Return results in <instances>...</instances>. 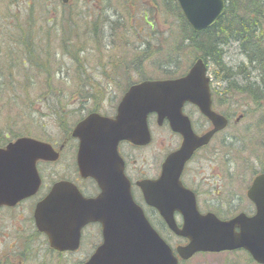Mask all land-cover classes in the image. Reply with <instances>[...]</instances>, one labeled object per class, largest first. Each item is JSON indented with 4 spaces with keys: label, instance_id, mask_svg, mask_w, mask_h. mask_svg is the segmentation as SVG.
Here are the masks:
<instances>
[{
    "label": "rangeland",
    "instance_id": "1",
    "mask_svg": "<svg viewBox=\"0 0 264 264\" xmlns=\"http://www.w3.org/2000/svg\"><path fill=\"white\" fill-rule=\"evenodd\" d=\"M81 1L87 5L81 7ZM113 1L114 3L107 6L101 0H72V13L78 24L77 29L81 33L79 36H72L69 41L56 36L49 37L48 24L42 21L43 12L50 10L45 19H49L48 16L60 17L63 13L50 0H0V147L19 136H29L43 141L63 140L64 133L82 116L81 96L78 95L81 93L79 76L82 74L90 76V80L95 84L102 82L109 85L97 94L105 99L107 109L104 111L109 112L110 106L115 102L113 99L119 97L131 84L143 80L175 78L188 71L195 58L191 59L193 54L186 49L188 54L177 61L178 69L176 74L172 75L163 69L164 53L159 55L151 53L146 58L141 56L139 49L143 46L139 47L140 41L150 32L148 26H143L140 21L141 7L143 4L148 5L146 0ZM231 1L234 5L238 3L246 5L249 10L244 12L259 17L258 26H261V32L257 34L263 37L264 42V1L263 3L261 0ZM45 5L48 9H45ZM233 8L235 9V6ZM81 11L85 16L115 20L112 24L117 22V16H120L125 21L126 33L118 34V29L121 28L116 26L117 29L114 31V34L117 33L116 37L111 40L118 46L109 44L110 37L102 33L103 29L108 32L109 29L107 26L102 28L101 22L98 26L102 28V38L97 37L95 40L104 46L98 48L96 44H85L86 36L84 29H81ZM153 11L155 29L164 35L168 27L167 18H171L161 11L160 5ZM30 25L33 28L32 33L37 38L29 47L43 51L40 59L39 53H25L24 50L21 52V46H25L21 36L24 29ZM26 32L29 33L28 30ZM126 34L125 43L123 39L126 38ZM230 41L222 55L226 67L248 64L240 49L241 41L233 39ZM162 42H165V38L161 40V44ZM45 43L46 46L41 49ZM152 44V48L159 46L156 40H153ZM82 46L88 52H81ZM81 61L86 62L85 70H82L84 67H81ZM206 65L207 74L215 89L217 106L231 117L229 125L188 164L185 181L198 193L197 203L202 213L212 212L221 219H228L240 212L249 215L253 213L254 208L245 195L246 190L254 173L264 171V126H261L264 110L255 108L250 103L249 106L242 107L230 100L222 107L221 92H224L226 84L215 79L212 63ZM123 68L127 69L125 74L119 72L113 84L102 81V72L114 74L117 70L123 72L125 70ZM247 70L251 72L250 74H256L251 68ZM249 72L246 71L245 74ZM64 97L69 98L67 105L65 102V108ZM235 100L245 105L240 97H236ZM247 110L249 113L243 117V112ZM239 115L242 117L238 121ZM150 125L154 140L147 148L136 150L134 157L143 164L149 162L158 165L164 152L174 148L177 143L174 139L161 140L157 135L158 127L155 121L150 120ZM215 149L218 153L216 163L211 161V153ZM229 160L232 161L229 163ZM73 167V162L62 158L59 162L53 163L49 171L44 169L46 172L43 173L44 183L50 185L59 179V174L63 170L70 173ZM41 190L34 200L22 202L13 208L0 209V264H83L100 242L98 226L90 224L84 228L81 245L77 251L64 253L52 251L46 237L36 230L32 217L34 201L44 194L42 193L44 188ZM147 212L154 227L171 247L184 244V239L175 236L154 214ZM177 222L180 223V219ZM180 264L257 263L246 251L236 250L196 253Z\"/></svg>",
    "mask_w": 264,
    "mask_h": 264
},
{
    "label": "water",
    "instance_id": "2",
    "mask_svg": "<svg viewBox=\"0 0 264 264\" xmlns=\"http://www.w3.org/2000/svg\"><path fill=\"white\" fill-rule=\"evenodd\" d=\"M176 1L196 32L214 25L225 9V0ZM209 83L206 65L198 58L183 76L131 85L114 118L90 114L75 125L72 134L79 140L78 172L83 178L93 179L100 192L86 198L73 183L57 181L36 203L35 227L47 237L51 249L76 251L82 229L98 223L101 242L83 264H179L196 253L239 249L257 264H264V172L255 175L246 190L254 213L241 212L229 219H220L212 212L201 213L195 194L180 180L194 151L228 124L226 117L211 108ZM185 101L196 105L211 121L212 128L203 135L195 134L182 114ZM150 113H156L159 124L167 118L172 130L183 138L179 148L166 156L160 176L140 183L146 204L157 210L175 236L186 240L174 249L134 201L118 152L122 140L136 145L151 141L147 123ZM57 157L49 143L31 137H19L0 147V207L15 206L37 193L41 178L36 162L55 161ZM176 213L181 216L180 225Z\"/></svg>",
    "mask_w": 264,
    "mask_h": 264
},
{
    "label": "trees",
    "instance_id": "3",
    "mask_svg": "<svg viewBox=\"0 0 264 264\" xmlns=\"http://www.w3.org/2000/svg\"><path fill=\"white\" fill-rule=\"evenodd\" d=\"M50 1L54 4V6H58L63 13L60 17L48 16L49 19H45V16L48 14V12H50V10L47 8V5H45V9L48 10L47 12H43L42 15H44V19H42V21H45V23L48 24L49 37L52 36L53 38L54 36H56V38L69 40L72 36H79L81 32L77 29L78 24L75 21L74 15L72 13V0H69L67 4H63L60 0ZM101 1L105 2V5L107 6L114 3V1L112 2V0ZM146 1L148 5H142L140 21L143 26H148L150 32L148 36L142 38V41H140L139 44V47L143 46L142 49H139L141 56H144L143 58H146L151 53L155 55L164 53L165 61L163 63V69L167 74L172 75L176 74V71L178 69L177 61L181 60L186 54H188V52H191L193 54V57L191 59L195 58L196 60L197 58H201L205 64L212 63L215 69V79L224 81V83L226 84L224 92H221V99L223 101H221V104H227V100H230L233 101V103L235 101L236 104H240V106L242 107L249 106L250 103L255 108L259 107L264 110V42L262 40L263 37L257 34L261 32V26H258L259 17H254L253 13L244 12L248 11L249 7L247 8L246 5H242L240 3L234 5L231 0H226L225 10L218 21L213 26L207 29L195 32L192 30V28L184 18L176 0ZM83 5H87V3L81 1V7H83ZM157 5H160L161 11L167 17L171 18H167L166 23L168 27L164 31V35L162 33H159L157 29H155L156 23L153 10L157 9ZM233 6H235V9L233 8ZM133 20L135 21V19ZM114 21L115 20L102 19L100 17L94 18L89 15L85 16L81 11V29H84L83 32L86 36V40L84 41V43L96 44L98 48L104 46L103 43H98L95 40V38L97 37L102 38L101 33L98 34L97 32L99 28L98 24L101 22L100 26L102 28L107 26V28L109 29V32L107 30L105 31L104 29L102 31L103 34H107L106 36L110 37L109 44H117L111 42V40L115 38L117 34H114V31H116L117 28H121L118 29V34H124L126 33V26L124 25L125 21L122 20L120 16H117V22L114 23L115 25L112 24ZM50 24L52 26H49ZM32 29V25H30L23 31L21 40H23L25 46H21V52H23L24 50L25 53H39L40 59L42 58L43 51L41 50L40 52L39 48H37L38 50H34L36 48L29 47L31 42H33V40L37 38L36 35L32 33ZM26 30H28L29 33H27ZM164 38L165 42H162L161 44V40ZM231 39L241 41L240 49L246 58V63L248 64L241 63L237 67H226L224 61H222V55L224 53V48L230 45ZM123 40L125 41V43L127 42V34L126 38H124ZM153 40L158 41V47L156 46L155 48H152ZM45 46L46 43L41 47V49H43ZM185 49L189 51L187 52ZM86 50L87 49H84L83 46L81 47V52H88ZM23 64H25V62H23ZM85 65L86 62L81 61V67H84L82 68V70H85ZM247 68H251V70H253V72L255 71L256 74H250L251 72H249ZM126 70L127 69L123 70V72L117 70L114 72V74H107L102 72V81L113 84L118 78L117 75L120 73L125 74L124 72ZM246 71L249 72V74H245ZM79 78H81V93H78V95L81 96V101L88 99V101L90 102L91 98L93 99V97H96L98 94V92H96V87L105 88L109 86L104 85V83L102 82H97L96 84L93 83L90 80L91 77L86 74L80 75ZM90 88L91 90H88ZM67 95H70V93H67ZM236 97H240L245 105L237 103L235 100ZM55 99L58 100V97H56ZM64 99L65 101H63V107L65 108V102L67 105V101L69 100V98L64 97ZM85 104L87 103L85 102ZM248 113V110L244 111L243 117ZM262 117L263 119L261 120V126H264V115H262ZM231 161L232 160H229V163ZM256 174H258V172H255L254 176Z\"/></svg>",
    "mask_w": 264,
    "mask_h": 264
},
{
    "label": "flooded vegetation",
    "instance_id": "4",
    "mask_svg": "<svg viewBox=\"0 0 264 264\" xmlns=\"http://www.w3.org/2000/svg\"><path fill=\"white\" fill-rule=\"evenodd\" d=\"M106 88H108V86L105 88L96 87V89H97L96 92H99L101 90H105ZM109 88H111V87H109ZM88 90H91V88ZM127 90H128V87L126 89H124L123 92H121V95L119 97H117V98L115 97L113 99V101H115V102H114V104H112V106H110L111 108H110L109 112L104 111L107 108L104 104L105 99H103L102 97H99V96L93 97V99L92 98L90 99L91 100L90 102L88 101V99L81 101V108H82L81 114H82V116L75 122V124L73 125V127L70 130H68L67 132L64 133L63 140H61L60 142H56L54 140L47 141L58 152V159L56 161H52V162L39 160L36 163V168H37V171H38L39 176L41 178V185H40L38 193L36 195L26 199V200L19 202L17 205H19L20 203L25 202V201L34 200L35 197L41 193V191H42L41 189L44 188V192H42L44 194L41 195L40 197H38L36 202L34 201V207H35L36 203L50 191L51 186L54 184V182L63 181V180L73 183L76 186V188L79 190V192L86 198L97 196V194L100 192V189H99L98 185L96 184V182L89 177H87V178L81 177V175L79 174V172L77 170L76 154L78 151L79 140H78V138L73 136V134H72L73 129L78 122H80L81 120H83L85 117H87L90 114H98L100 116H104V117H108V118H114L117 114V107H118V105L122 99V96L124 95V93ZM210 92H211L212 110H214L218 114L228 118V120L230 121L231 116L229 114H227L226 111L220 110L217 106L215 89H214V86H212V83L210 84ZM76 101H77V97H76ZM85 102L87 104H85ZM224 105L225 104H222V107ZM83 112H84V114H83ZM181 112L189 120L191 129L195 134L203 135L204 133H206L207 131H209L212 128L211 121L205 115H203L201 113V111L199 110V108L196 105L185 101L181 106ZM238 119L239 118H237V120ZM150 120L155 121V123L158 127L157 135L161 140L165 141V140L174 139L177 143V145L174 148H172L168 152H166V151L164 152V155L160 159V162L158 163V165L157 164L152 165L149 162L147 164H145V163L143 164V162L137 161L136 158L134 157V152H136V150H142V149L147 148L150 144H152V142L154 140V133H153V130L151 129ZM147 123H148V127H149L150 134H151V142L147 145H136V144H133L127 140H122L118 144V152H119V155L123 161V166H124L123 172H124L125 177L127 178V180L130 183V191H131V195H132L134 201L139 206L142 207L146 217L148 218V220L150 222H151V219L148 217L149 215H148L147 211H150L152 214H154L156 216V218L158 220H160L161 224L166 227V225H165L164 221L162 220L161 216L159 215V213L153 207L146 204V202L144 200L143 190L140 186V183H142L144 181L155 180L160 176L162 163L165 160L166 156L170 152L179 148V146L182 143L183 138H182L180 133L172 130L167 118H164L161 121V123L159 124L157 122L156 113H150L147 116ZM228 125H229V122H228ZM222 131L223 130L216 132L211 137L210 141L206 145H203L200 148H198L197 150H195V152L193 153L191 158L185 163L184 168L181 172L180 180L186 188L193 191V193L195 194L196 202L198 200V193L195 191V189H193L191 186H189L188 183L185 181V176H186L185 173L187 170V166L195 158L196 154L199 151H201L202 149L206 148L210 144L212 139ZM60 135L62 137L63 131L60 132ZM211 154H212L211 161L216 163V159L218 157L217 150L215 149L214 152ZM62 158H64L65 161L73 162L74 167L72 168V171L70 173H65L66 170L65 171L63 170L59 174V179L52 182L50 185H46L44 183V180H43V173H46L44 169H48V171H49L51 169L50 166L53 163L59 162ZM226 168L228 169V167H226ZM197 206H198V203H197ZM34 207H33V209H34ZM5 208H7V207H5ZM198 209H199V207H198ZM199 211L201 212V210H199ZM32 213H33V210H32ZM205 213H207V212H205ZM251 214H253V213H251ZM251 214H249V215H251ZM176 217H177V220L178 219L181 220V216L178 213L176 214ZM151 224L153 225L152 222H151ZM94 225L98 226L99 234L101 236V227L98 224H94ZM157 232L159 233L158 230H157Z\"/></svg>",
    "mask_w": 264,
    "mask_h": 264
},
{
    "label": "bare ground",
    "instance_id": "5",
    "mask_svg": "<svg viewBox=\"0 0 264 264\" xmlns=\"http://www.w3.org/2000/svg\"><path fill=\"white\" fill-rule=\"evenodd\" d=\"M263 1H264V0H261V2H262V3H263ZM215 23H216V22H215ZM101 30H102V28H98V31H97V32H98V34H100V33H101Z\"/></svg>",
    "mask_w": 264,
    "mask_h": 264
}]
</instances>
